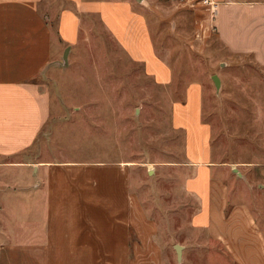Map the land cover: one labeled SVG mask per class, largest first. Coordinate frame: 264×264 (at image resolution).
<instances>
[{"label":"crops","instance_id":"0c3cea01","mask_svg":"<svg viewBox=\"0 0 264 264\" xmlns=\"http://www.w3.org/2000/svg\"><path fill=\"white\" fill-rule=\"evenodd\" d=\"M64 1L72 7L53 21L42 0H0V264H155L157 227L143 216L124 164L28 156L51 113L35 78L77 42V13L97 14L148 75L158 83L172 80L140 1ZM217 2L212 25L198 4L199 25L205 32L211 27L225 50L248 56L264 73V0ZM201 93L190 83L171 117L184 131L189 174L183 189L197 203L191 224L222 247L231 264H264V196L253 193L254 182L264 190V169L212 157Z\"/></svg>","mask_w":264,"mask_h":264},{"label":"rangeland","instance_id":"374dc122","mask_svg":"<svg viewBox=\"0 0 264 264\" xmlns=\"http://www.w3.org/2000/svg\"><path fill=\"white\" fill-rule=\"evenodd\" d=\"M41 4L53 21L62 8L72 7L64 0ZM138 4L172 80L158 83L148 75L97 14L77 13L79 37L67 63L60 50L58 64L35 78L50 98L51 113L28 156L124 164L143 216L157 227L155 264H231L222 247L191 224L197 203L183 189L189 169L184 131L172 124L173 104L184 100L190 83L199 84L212 157L264 169V73L248 56L225 50L211 27L204 31L198 5L190 7L187 0ZM253 184L254 195L264 196ZM175 245L181 246L180 258Z\"/></svg>","mask_w":264,"mask_h":264},{"label":"built area","instance_id":"2783aa9c","mask_svg":"<svg viewBox=\"0 0 264 264\" xmlns=\"http://www.w3.org/2000/svg\"><path fill=\"white\" fill-rule=\"evenodd\" d=\"M189 6L202 5L208 13V20L210 25L214 22L217 17L219 3L217 0H187Z\"/></svg>","mask_w":264,"mask_h":264},{"label":"water","instance_id":"95a60500","mask_svg":"<svg viewBox=\"0 0 264 264\" xmlns=\"http://www.w3.org/2000/svg\"><path fill=\"white\" fill-rule=\"evenodd\" d=\"M137 1H141V0H137ZM68 52H69V47L65 48L63 56H62V60L64 61L65 64L67 63ZM212 80H213V82L215 84L216 89H218L219 86H220L218 76L217 75H213L212 76ZM175 248H176V252H177L178 258H180L181 257V246L180 245H175Z\"/></svg>","mask_w":264,"mask_h":264}]
</instances>
